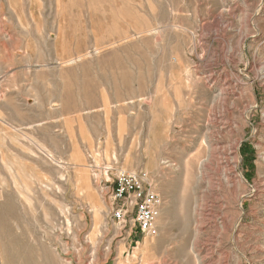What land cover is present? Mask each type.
Segmentation results:
<instances>
[{"label":"rangeland","instance_id":"rangeland-1","mask_svg":"<svg viewBox=\"0 0 264 264\" xmlns=\"http://www.w3.org/2000/svg\"><path fill=\"white\" fill-rule=\"evenodd\" d=\"M85 2L107 9L118 35L125 27L143 95L123 147L110 136L106 153H87L70 121V159L37 149L34 162L13 161L4 139L20 129H0L10 158L0 171V264H264V0ZM41 3L0 0V41L41 39L30 14ZM86 50L78 59L93 83L100 54ZM76 72L70 65V86ZM106 166L150 173L163 197L156 235L113 220Z\"/></svg>","mask_w":264,"mask_h":264},{"label":"crops","instance_id":"crops-1","mask_svg":"<svg viewBox=\"0 0 264 264\" xmlns=\"http://www.w3.org/2000/svg\"><path fill=\"white\" fill-rule=\"evenodd\" d=\"M40 1V9L30 14L36 23L40 22L35 31L43 32L42 38L24 40L3 36L0 41V129L3 133L10 128L14 132L20 129L22 134L3 138L7 150L11 149L13 161L34 162L37 149L48 158L62 151L64 155L57 158L70 159L67 147L70 121L72 127L79 128L78 135L87 153L96 150L97 145L106 153V144L112 137L113 143L123 147V129L130 126L133 99L143 95L141 77L135 79L132 73L133 43L125 27L118 35L115 24L108 19V10H99L85 0H49L51 7H46L48 0ZM51 19L55 27L48 24ZM53 32H57L55 43L60 41L61 45L60 48L55 45V57ZM33 47L36 50H30ZM87 48L100 54L93 83L85 81L84 67L80 65L83 61L80 63L78 59ZM70 65H76L77 70L71 86ZM144 80L148 91L147 74ZM42 134L50 137L49 142L41 140ZM58 136L64 140L54 139ZM1 153L0 171L8 174L9 164L4 161L10 158L4 150ZM105 160L104 156L102 161Z\"/></svg>","mask_w":264,"mask_h":264},{"label":"built area","instance_id":"built-area-1","mask_svg":"<svg viewBox=\"0 0 264 264\" xmlns=\"http://www.w3.org/2000/svg\"><path fill=\"white\" fill-rule=\"evenodd\" d=\"M104 174L108 176L103 181L109 183L106 195L113 220L122 227L131 223L142 235H156L163 197L155 188L150 173L144 169L106 166Z\"/></svg>","mask_w":264,"mask_h":264},{"label":"bare ground","instance_id":"bare-ground-1","mask_svg":"<svg viewBox=\"0 0 264 264\" xmlns=\"http://www.w3.org/2000/svg\"><path fill=\"white\" fill-rule=\"evenodd\" d=\"M212 147V146H211ZM211 149V148H210ZM236 155L234 157L237 158V151H235ZM234 153V154H235ZM227 160V159H226ZM226 166V165H225ZM234 167V166H233ZM231 172L234 173L235 170L233 168H231ZM235 174V173H234ZM241 179H244L243 175L241 173L237 174ZM255 190L254 191H257L256 188H254ZM257 194V193H256ZM261 194V193H260ZM241 204V203H240ZM240 206V205H239Z\"/></svg>","mask_w":264,"mask_h":264}]
</instances>
